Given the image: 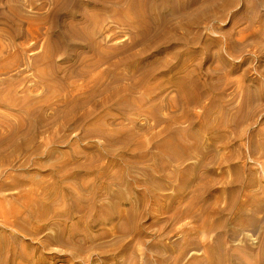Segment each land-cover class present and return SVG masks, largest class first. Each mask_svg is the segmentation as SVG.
I'll list each match as a JSON object with an SVG mask.
<instances>
[{"label": "rangeland", "instance_id": "rangeland-1", "mask_svg": "<svg viewBox=\"0 0 264 264\" xmlns=\"http://www.w3.org/2000/svg\"><path fill=\"white\" fill-rule=\"evenodd\" d=\"M0 235L8 264H264V0H0Z\"/></svg>", "mask_w": 264, "mask_h": 264}, {"label": "bare ground", "instance_id": "bare-ground-1", "mask_svg": "<svg viewBox=\"0 0 264 264\" xmlns=\"http://www.w3.org/2000/svg\"><path fill=\"white\" fill-rule=\"evenodd\" d=\"M182 3L183 4H186V0L185 1L182 0ZM85 5H90V4L85 3ZM132 5H134V4L131 3L130 4V7H132ZM183 6H185V5H183ZM135 7H136V5L133 8V11L135 12V14H139V13H141L143 11L140 8H135ZM144 10H146V11H148L151 14H153V15L156 16V13H157L158 8L156 6H154V5H149ZM81 13L82 12L79 11V9H77V10L71 12L70 15L72 17H74V16L77 15L80 18V14ZM157 14H159V13H157ZM95 34H96V36H99L100 37V41L99 42L95 41V44H94L95 46H97V45L100 46L101 43L106 44L107 42H109L110 40H112L113 36H115V32L112 29H111V31L108 30V29H106V30H104L102 32L96 31ZM214 40L216 41V39H214ZM149 51H152V49L151 48H147V51L146 52H149ZM93 53L96 54V52H93ZM155 57H156L155 55H152V54L148 55V53H147V54H145V56L137 58L136 61H132V59H131V61H129V62L127 61L126 62L127 69L130 72H132V74H134L135 72H137L139 70V68H141L143 66H146V67H149V71H148V74L147 75L149 77H152V76L156 75L155 74V69H156L157 66L152 65L153 60L155 59ZM98 58H99V60H97L96 65L101 64L103 62V60L105 59V56L101 54ZM68 59L71 60V59H75V58H73V56H70ZM116 65L117 64H111L112 68H115ZM166 67L167 66L165 64L161 66L162 69H164ZM178 79L179 80H178V83L176 85L177 93H179L181 96H186V94L188 93V96H191L192 98L195 95H197L198 88H197L196 85L193 86L191 84V81L192 80H189V82H188V80H186L185 77H178ZM188 83H189V86H188ZM193 83L195 84L194 81H193ZM116 106H121V102H119V101L116 102L115 103V107ZM244 220H245V218H244V216L242 214V208H241V209L238 210V213L235 214V216L233 217V219L230 221V225L232 224V226H234L233 227V232H234L235 235L236 234H239L241 232V230L243 228H245V226L247 225V223ZM10 245H11V243L9 242V240L8 239H4L0 235V264H8V257L4 256V253L5 252H8V253L10 252L9 251ZM188 245H194V246L197 247V244L195 242L193 244L189 243ZM37 248H40V247H37ZM34 250H36V247H33V251ZM10 255H11L12 258H16L17 257L13 253L10 254Z\"/></svg>", "mask_w": 264, "mask_h": 264}]
</instances>
